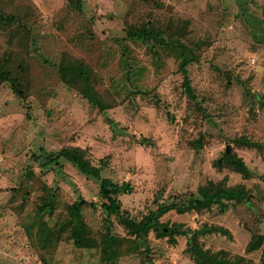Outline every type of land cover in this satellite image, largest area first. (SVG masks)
<instances>
[{"label": "rangeland", "instance_id": "obj_1", "mask_svg": "<svg viewBox=\"0 0 264 264\" xmlns=\"http://www.w3.org/2000/svg\"><path fill=\"white\" fill-rule=\"evenodd\" d=\"M64 59L91 69L105 110L62 79ZM0 67L22 91L0 82V264H196L180 232L203 225L230 231L204 249L264 261V0H0ZM63 148L131 183L119 200L136 220L202 188L248 196L170 210L166 236L138 238L101 207L100 180L37 159ZM82 200L79 247L62 225Z\"/></svg>", "mask_w": 264, "mask_h": 264}, {"label": "trees", "instance_id": "obj_2", "mask_svg": "<svg viewBox=\"0 0 264 264\" xmlns=\"http://www.w3.org/2000/svg\"><path fill=\"white\" fill-rule=\"evenodd\" d=\"M143 38V42L150 46L148 35L146 33L140 34ZM7 70L0 67V82H9L11 87L17 95H21L22 91L14 81L9 78ZM61 77L72 87L78 89L84 97H86L91 105L98 107L100 110H105L101 98L98 96L92 85V72L87 66L81 62H77L74 65L66 62L64 59L61 65ZM186 89L192 96L191 83L188 81ZM112 128L116 130V122L110 120ZM143 144H151L153 142L143 138L141 140ZM65 159L73 164L81 173L87 177H93L100 180V195L103 200L101 207L106 210L110 215H116L119 217L120 222L130 231L131 234L138 238H145L150 231H155L159 236H166L164 230L165 226L160 221V218L170 210H176L179 213H185L191 210H201L210 208L213 205L224 206L223 201H237L243 202L248 196V192L243 187L235 188H223L217 187L211 191L208 188H202L200 191V198H192L189 202L182 205L178 203H171L168 205H160L156 210L149 213V215L143 217L141 220L131 218L128 214L121 211L119 196L122 194H130L133 191V185L129 182L115 183L108 178H102V168L93 166L86 157V152L80 148H63L58 154H52L47 157L40 156L37 158L42 164H49L51 162L58 161L59 159ZM235 164L237 169L243 175H248L249 170L244 162L236 158ZM104 166V165H103ZM87 202L82 200L75 202L69 207L70 219L68 222L63 223V228L69 227L71 229V236L77 246H82V236L85 233V223L82 217V208ZM92 207H97L98 204L92 202ZM180 233L189 235V253L194 259L196 264H245L246 259L244 257L230 258L223 250L212 252L206 250L199 243V238L211 233H220L223 235H230V231L219 226H208L203 225L202 227L195 230H183ZM42 239L44 238L45 244L49 243L48 235L44 232L41 233ZM257 246L252 241L248 245L249 251ZM245 262V263H243ZM264 264V261L261 262Z\"/></svg>", "mask_w": 264, "mask_h": 264}]
</instances>
